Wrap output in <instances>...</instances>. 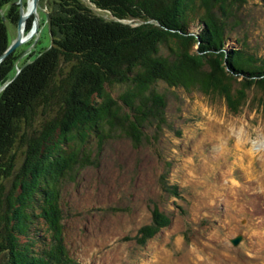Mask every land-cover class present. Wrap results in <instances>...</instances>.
Returning <instances> with one entry per match:
<instances>
[{"label":"trees","instance_id":"16d2710c","mask_svg":"<svg viewBox=\"0 0 264 264\" xmlns=\"http://www.w3.org/2000/svg\"><path fill=\"white\" fill-rule=\"evenodd\" d=\"M247 2L41 0L51 46L14 76L17 49L0 62V264H77L63 237V186L99 166L110 140L139 147L172 128L160 83L217 95L235 113L253 86L264 100V56L229 37ZM20 7L0 0V54ZM161 184L182 196L167 177ZM150 211L134 236L141 245L172 223L158 202Z\"/></svg>","mask_w":264,"mask_h":264},{"label":"rangeland","instance_id":"374dc122","mask_svg":"<svg viewBox=\"0 0 264 264\" xmlns=\"http://www.w3.org/2000/svg\"><path fill=\"white\" fill-rule=\"evenodd\" d=\"M23 1L27 7L30 0ZM43 8L37 9L38 32L17 49L11 76L52 44ZM239 15L240 30L229 37L264 56V0H248ZM7 29L12 42L17 24ZM158 87L167 94L172 128L139 147L126 137L110 140L99 166L65 182L63 237L71 257L77 264H264L262 92L250 88L235 113L217 95ZM163 177L181 197L162 189ZM153 202L172 223L141 245L134 236L150 221ZM238 234L243 239L234 245Z\"/></svg>","mask_w":264,"mask_h":264},{"label":"water","instance_id":"95a60500","mask_svg":"<svg viewBox=\"0 0 264 264\" xmlns=\"http://www.w3.org/2000/svg\"><path fill=\"white\" fill-rule=\"evenodd\" d=\"M32 7L30 8L29 5L25 7L23 4V0H19L21 7H20V18L17 23L18 27V34L17 37L10 43L8 48L0 54V62L9 54L14 52L18 47H20L27 38L32 37L36 32H38L40 27V20L37 15V9L38 7H41V0H31ZM44 13L46 14L47 20L49 21V10L48 8H43ZM35 16V22L34 25L29 31L27 30V21L30 18L31 15ZM126 22H131L130 20H127ZM136 24H139V22H136ZM50 29V27H49ZM50 37L52 39V33L50 30ZM243 239L242 234H238L236 237H233L231 240L234 245H238L240 241Z\"/></svg>","mask_w":264,"mask_h":264},{"label":"bare ground","instance_id":"6f19581e","mask_svg":"<svg viewBox=\"0 0 264 264\" xmlns=\"http://www.w3.org/2000/svg\"><path fill=\"white\" fill-rule=\"evenodd\" d=\"M32 1L30 0V2H29V7L31 8L32 7V3H31ZM27 6V5H26ZM243 145H244V143L242 144V142L240 143V146L241 147H243ZM249 153V152H248Z\"/></svg>","mask_w":264,"mask_h":264},{"label":"flooded vegetation","instance_id":"af4514ba","mask_svg":"<svg viewBox=\"0 0 264 264\" xmlns=\"http://www.w3.org/2000/svg\"><path fill=\"white\" fill-rule=\"evenodd\" d=\"M18 49V48H17Z\"/></svg>","mask_w":264,"mask_h":264}]
</instances>
